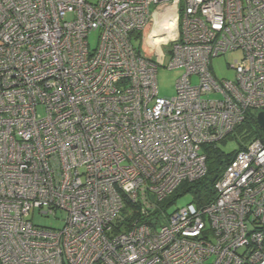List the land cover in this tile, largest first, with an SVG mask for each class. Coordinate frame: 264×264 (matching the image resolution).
Returning <instances> with one entry per match:
<instances>
[{
  "label": "built area",
  "instance_id": "1",
  "mask_svg": "<svg viewBox=\"0 0 264 264\" xmlns=\"http://www.w3.org/2000/svg\"><path fill=\"white\" fill-rule=\"evenodd\" d=\"M236 49L218 80L212 58ZM159 65L182 71L173 96ZM248 111H264V0H0V263L264 264L262 129L210 202L147 221Z\"/></svg>",
  "mask_w": 264,
  "mask_h": 264
},
{
  "label": "trees",
  "instance_id": "2",
  "mask_svg": "<svg viewBox=\"0 0 264 264\" xmlns=\"http://www.w3.org/2000/svg\"><path fill=\"white\" fill-rule=\"evenodd\" d=\"M261 135H263V132L257 123L255 112L248 111L244 120L231 134H229V136L236 142L237 147L231 151H224L220 146H218V143L204 145L203 152L206 155L207 165L206 175L193 182H183L170 196L165 198L164 201H160L161 203L166 201L164 204H160L158 202V207L153 210L147 221L151 222L153 218L155 221L160 222L163 213H168V207L176 201L177 197L185 193H191L193 195L194 202L197 206L201 207L210 202L214 198L215 194L214 183L221 175L228 162L239 150L245 148L248 142ZM129 208V205L127 204L125 211L123 212L128 211ZM127 219L131 218L127 217Z\"/></svg>",
  "mask_w": 264,
  "mask_h": 264
},
{
  "label": "rangeland",
  "instance_id": "3",
  "mask_svg": "<svg viewBox=\"0 0 264 264\" xmlns=\"http://www.w3.org/2000/svg\"><path fill=\"white\" fill-rule=\"evenodd\" d=\"M89 42L91 43V45L95 43L94 34H92L89 37ZM134 45L136 46V48H141L140 40H135ZM242 56H243L242 50L236 49V50L229 51L225 54L212 58L211 71L213 75L218 80H221L223 78L233 79L235 77V70L233 69L232 66L236 60L240 61ZM181 73L182 71L180 69H168L166 65L158 66V69L156 72V81H157L158 91L161 96H173L175 94V83H176V80L180 77ZM191 81L193 83H197L198 77L193 76ZM254 112L255 114L257 113L256 111ZM218 146H220L224 151H231L237 147L236 142L230 136L218 142ZM164 200L165 199H163L162 201ZM159 203L164 204V203H161L160 201ZM184 206H187V207L196 206V203L194 202V199H193V195L191 193H185L177 197L176 201L170 207H168L167 212L171 213L176 208L184 207ZM65 215H66L65 212L57 211L56 216L58 217V219H56L52 216L42 217V216L35 214L33 221L41 225L56 227L58 225L61 226L63 224L62 219L65 217Z\"/></svg>",
  "mask_w": 264,
  "mask_h": 264
},
{
  "label": "water",
  "instance_id": "4",
  "mask_svg": "<svg viewBox=\"0 0 264 264\" xmlns=\"http://www.w3.org/2000/svg\"><path fill=\"white\" fill-rule=\"evenodd\" d=\"M256 120L259 127L264 131V111H260L256 114Z\"/></svg>",
  "mask_w": 264,
  "mask_h": 264
}]
</instances>
